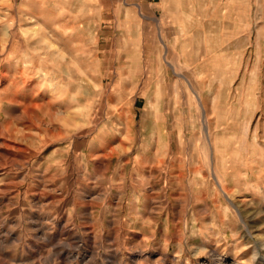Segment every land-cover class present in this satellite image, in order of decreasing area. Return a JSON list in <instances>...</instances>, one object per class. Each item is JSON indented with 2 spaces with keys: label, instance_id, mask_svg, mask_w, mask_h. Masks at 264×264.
I'll use <instances>...</instances> for the list:
<instances>
[{
  "label": "rangeland",
  "instance_id": "1",
  "mask_svg": "<svg viewBox=\"0 0 264 264\" xmlns=\"http://www.w3.org/2000/svg\"><path fill=\"white\" fill-rule=\"evenodd\" d=\"M52 1L0 0V264H264V0Z\"/></svg>",
  "mask_w": 264,
  "mask_h": 264
},
{
  "label": "crops",
  "instance_id": "2",
  "mask_svg": "<svg viewBox=\"0 0 264 264\" xmlns=\"http://www.w3.org/2000/svg\"><path fill=\"white\" fill-rule=\"evenodd\" d=\"M28 2H39V0H27ZM43 3H53V1L52 0H41ZM72 0H66L65 1V3H67V2H71ZM168 2H170L171 0H167ZM165 1L164 0H160V2H159V4L161 5V4H163Z\"/></svg>",
  "mask_w": 264,
  "mask_h": 264
},
{
  "label": "bare ground",
  "instance_id": "3",
  "mask_svg": "<svg viewBox=\"0 0 264 264\" xmlns=\"http://www.w3.org/2000/svg\"><path fill=\"white\" fill-rule=\"evenodd\" d=\"M235 1V0H234ZM37 29V28H36ZM16 92V91H15ZM223 166V165H222Z\"/></svg>",
  "mask_w": 264,
  "mask_h": 264
}]
</instances>
